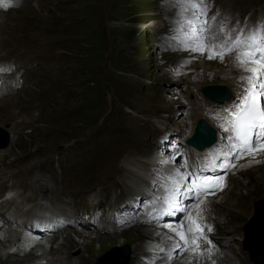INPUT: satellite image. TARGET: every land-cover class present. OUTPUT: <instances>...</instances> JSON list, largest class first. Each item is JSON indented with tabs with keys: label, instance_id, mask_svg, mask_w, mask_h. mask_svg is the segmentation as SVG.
I'll return each mask as SVG.
<instances>
[{
	"label": "rangeland",
	"instance_id": "obj_1",
	"mask_svg": "<svg viewBox=\"0 0 264 264\" xmlns=\"http://www.w3.org/2000/svg\"><path fill=\"white\" fill-rule=\"evenodd\" d=\"M21 1L18 0V2ZM38 2L39 5H34V2L30 1L26 6L7 11L9 16L18 18L24 25H22L24 34L13 41V48H15L13 53L24 50L31 58L36 53L48 56L37 62V66H43L42 70L33 71L34 68H30L24 73L28 79L26 77L21 83V88L16 91L26 94L24 95L26 99L22 103L13 104L11 112H0V124H4L1 127L5 131L12 132L11 134L16 137V145H13L9 153L4 156L3 162L11 161L16 154L25 157L18 163L20 166L17 164L9 169L21 172L25 165L40 159L36 163L38 171L45 169V165L48 164L50 169L45 170L48 169V172H51L59 167L56 165L57 162L67 167L65 158L75 159L76 157L81 168L71 179L75 180L72 184L74 189L77 191L82 188H88L91 191L99 190L106 184L102 183L104 177L101 171L107 169L108 163L117 161V164L121 165L126 159L133 157L131 144H128V141L132 137L131 141L135 142L134 124L144 119L148 120L149 128L154 122L166 119L170 124L169 130L165 129L167 126L156 130L152 137L159 139L152 142L148 149L140 150L134 158L152 161L158 158L155 154L161 156L162 153L164 156L170 154L167 160L172 158L174 147L179 143H177V136L174 138L169 132L178 133L176 126L183 120H186V129L194 128L200 118L199 114L191 113L185 119L183 112L187 107L185 104L187 97L184 96L186 101L181 100V93H183L181 91H186V95H190V99L193 97L192 100H194L196 96H193L194 90L191 91V87L209 83L216 85L221 80L217 76L197 78L189 80L190 84L187 82L189 85L185 86L183 73L196 67L213 71L219 69L224 72L229 71L228 60L225 59V64L221 66L222 63H215L217 60L215 58V60L208 59L206 55L200 56L198 53L188 51H173L166 46L164 37L171 35L170 29L174 27L173 22L177 11L170 6L172 0H168L167 4L165 0H38ZM222 2H225L228 8L232 6L237 8L242 16L254 17L258 14V10L264 8V0H207L210 8L209 17L220 13ZM0 12L3 13V11ZM153 24L156 25L155 29H151L154 27ZM162 25L164 29H157ZM38 45L40 47H35ZM178 73L179 76H176ZM190 73L191 70L188 71V74ZM27 86L30 88L25 89ZM177 102L184 106L177 107ZM171 109L178 113L172 116ZM25 111H30L36 118V122L23 124L29 129V133L17 137L19 133L14 135L12 125L15 122H17L16 125L22 123ZM183 130L185 131V128ZM140 131L147 133L145 128H141ZM4 133L0 129V140L4 137ZM135 135L140 139L146 137L137 131ZM170 138L177 141L174 140L168 145L167 141ZM172 144H174L173 147L170 146ZM159 146L162 150H158ZM39 147L42 148L44 155L33 154V150ZM170 164L173 166V163ZM5 166L2 172L0 171L1 174H7L8 169ZM99 168L104 170H98ZM247 181L244 180L245 183ZM235 186L236 184L224 199L225 205L242 207L241 201L236 199L244 198L250 201L247 206L249 212L244 220L236 225L239 227L238 233L228 236L238 245L253 215L254 203L264 200V194L254 193L257 188V183L255 184L254 181L250 186L242 184L240 191L235 190ZM58 187L61 188V184H58ZM229 188L231 187L228 184L226 189ZM245 189L250 191H244ZM103 190L105 191L106 188ZM58 191L59 189L53 194L49 193L48 196L54 198ZM124 191L135 193L129 190ZM140 220L143 219L137 217L132 220L131 226L126 225L124 232L122 231L125 237L131 238L130 235L140 229L138 228L142 224L139 223ZM146 228L152 227L146 226ZM139 233L141 236L149 235L144 231ZM88 234H90V244H85L87 251L80 250L86 258L79 264H129L132 256L131 243L110 244L99 253L98 238L95 239L93 234ZM71 236L76 240V245L78 241L81 245L80 234L72 230ZM121 236L122 234L115 238L122 242L124 237ZM150 237L148 238L151 242L158 240L155 235L150 234ZM142 239L138 241L139 244H151H145ZM114 248L120 249L122 256L116 258L117 260L113 263H99V259ZM124 248L129 250L128 261L123 258ZM78 250L79 248L76 249ZM251 252L257 256L260 263L264 264L262 253H257L256 250ZM54 257L57 258V255L52 256ZM0 262L10 263L1 259Z\"/></svg>",
	"mask_w": 264,
	"mask_h": 264
},
{
	"label": "bare ground",
	"instance_id": "obj_2",
	"mask_svg": "<svg viewBox=\"0 0 264 264\" xmlns=\"http://www.w3.org/2000/svg\"><path fill=\"white\" fill-rule=\"evenodd\" d=\"M30 1H33L34 5H37V4L39 5L38 0H22L21 2H18V0H11L12 6L9 7L8 9H5L3 8V4L8 3L9 0H0V11H3V13L0 12V67H9L11 69V71H8V72H0V112L1 113L5 111L11 112V106L13 104L22 103L26 99V97H24V95L26 94L23 95L22 91H16L17 89L21 88V83L27 77L26 75H24V73H26L27 70L30 68H34L33 71H37L40 69L42 70L43 66L42 67L37 66L38 65L37 62L40 60L46 59L48 57L46 55H37L36 53V55L32 57L34 59H32L31 57H29L28 53H26L24 50L13 53V51H15V48H13V41H16L17 37L20 36L21 34L22 35L24 34V27H23L24 25L19 22L21 20H19L18 18L14 16L12 17L9 16L7 11L11 9L14 10L16 9V7H21L23 5L26 6V4H28V2ZM225 2L221 3L222 8L220 9L219 18L217 19V22H216L217 25L224 22V19H223L224 17H227L228 20L230 21L229 27H234L237 24H239L240 27H244L245 24L251 27V26L256 25L258 22H264V8L258 10V14H256L254 17H250L246 15L242 16L239 14V11L237 8L233 6L228 8L227 5H225ZM30 4L31 3H29V5ZM232 19L233 21H231ZM153 25L154 27H152L151 29H155L156 25L155 24ZM157 29H164V25L158 26ZM35 47H40V46L38 45ZM196 57H198V55ZM227 57L228 56H226L225 59H227L228 60L227 62L230 63L229 71L227 70L224 72L222 69L213 71L210 69L206 70L204 67H196L194 69H190L191 73L188 74V71L190 70H187V72L183 73V77H182L186 81L185 86H188L190 84L188 81L192 79H197V78L203 79L206 77L217 76V77H220L221 80H220V83H216L215 86L218 89L224 90L225 92L227 93L229 92L230 94L234 95L233 92H235L236 90H239L240 77L243 75H247V74L238 70L235 67L234 62H232L234 61L233 58L231 57L227 58ZM13 60L22 61L23 66L22 67L13 66L11 64ZM225 62L226 61L221 62L219 59H217L215 63L217 64L222 63L221 64L222 66L225 64ZM193 72H196V74ZM176 76H179V73L176 74ZM175 87L177 88V86ZM29 88L30 87L27 86L25 89H29ZM181 92H183V94H186V91H181ZM200 100L201 99L195 98L192 101L190 106L192 107L195 106L192 113L199 114L198 116L200 118L197 120L196 124L199 122V120H203L206 125L218 131L217 137H216L218 142L213 147L214 150H218L219 148L223 147V140H224L223 138L225 137V133H223V131L221 130L222 128L219 126L220 122L216 118L218 116L214 115L212 111L208 109L209 105L202 104ZM224 100L226 99L224 98V99L218 100L217 102H223ZM178 105L184 106L180 102H177V107ZM187 110L188 108H186V111ZM170 111L172 112L171 114L172 116L178 113L176 111H173L172 109ZM189 114L191 113L188 112L186 114L185 111L183 112V116L187 117ZM143 121H139V122L136 121L134 124L133 139L135 142L131 141L132 137L130 139L128 138L129 139L128 144H131L130 148H132L131 154H133L132 155L133 157L126 159L124 163L121 165L117 164V161H113L111 159L113 162L108 163L109 165L106 170L102 168L98 169V170H104L103 172L101 171V175L104 177L102 179L103 181L102 183H106L104 184L103 188H99L100 186L98 187L99 191L100 192L102 191L101 193H107L108 191L109 193L112 192L116 194L118 190L119 191L129 190L131 192L140 193L136 197H132V198L126 197L125 194H122V193H120L119 195H115L116 200L124 199L126 202V204L124 206L122 205L121 207H123L125 210L128 211L127 220H130V218H132L135 215V212H139L141 208H143V210L146 212L147 205L143 203V201L150 199L148 198V192H149L148 189L150 185L153 183V181L156 179V177L158 175L163 176L165 173L170 172L174 167H178L177 164L172 167H170L171 164H168V166L162 165L161 161L167 160L168 159L167 156L170 154H167L165 156H164V153H162L161 156L159 154H155L157 155L158 158L152 161H149L147 159L137 160L136 158H134V156H136V154L140 150L148 149V147L151 146L152 142L157 141V139H159V138L154 139V137H152V134H154L156 130L160 129L162 126H167V128L165 129L169 130L168 125L170 124L168 123L166 119H160V121L154 122V124L151 123L153 124V126L157 127L155 129L153 126L149 128V124L147 122L148 120L144 119ZM16 123L17 122L13 124L14 135H17V132H18V130L15 129V127L17 126ZM2 125L4 124H0V129H2L7 134L8 141L10 143H9V146L4 151H0V162L3 161L1 159L9 153V151L11 150V147L13 145H16V142L13 139L12 134H11L12 132L5 131V129L1 127ZM186 126H187L186 120L185 121L183 120L180 124L176 126L178 129V135L183 136L184 140L191 136V133L194 129L193 127L186 129ZM218 127L220 129H217ZM141 128H145L147 133L145 134L144 132L140 131ZM183 128H185V131L183 130ZM136 131L141 132L146 137L141 138V139L137 138V136L135 135ZM169 134L173 136L177 135L175 131H171L169 132ZM169 143L171 144L172 141H167L168 145ZM224 147L226 148V145H224ZM160 149L162 150V148L159 146L158 150ZM41 150L42 148L40 147L36 148L35 150H33V154L37 156L44 155V152H42ZM142 155L143 154H141V156ZM14 157L15 158L9 162L5 161V163L4 162L1 163L0 171L2 172L3 166L6 165L5 167H7L8 172L6 175H3V176H6V177L9 176L15 180H19L27 184V188L25 189V191H22V190L17 191V197L20 200V203L21 204L24 202L32 203L35 201H37L38 203H41V201H45L46 203L54 204L53 198H52L53 196L52 197L48 196V194L49 193L53 194L57 189H59L57 194H55V195H59L62 188L58 187V184L66 183L63 181V177H61L58 174V170L55 169V171L48 172L49 171L48 169H50V167L47 166L48 165L47 164L45 165V167L48 168L47 170H45L46 168L45 169L42 168L43 170L38 171V168H37L38 165H36V163L40 161L39 158H38L39 160L36 158L38 161H32L28 165H25L24 169L21 168L22 169L21 172L14 171L13 169L10 170L9 168L17 166V164L21 160L25 159L24 155L16 154V156ZM173 157H176V159L178 160L180 158L179 152L177 151L176 153H174ZM139 158H142V157H139ZM233 164L235 165V167H231L227 171L229 173V176L231 177V179H228L227 184H229L231 188L219 193L217 196L201 199L204 201V204L202 207L209 209L211 213H215V214L222 213L223 214L224 212H227V214H229V217L227 218L226 222L222 223L221 225L219 224V232L214 235V238L220 241L223 238L228 239V236H231L233 233L234 234H236V232L238 233L239 227L236 225L241 223L244 220L246 214L249 212V209H248L249 207L247 206L249 205L250 201L244 198L236 199L239 202L241 201V204H243L242 207L238 205L237 206L236 205L235 206L225 205L224 199L229 194L230 190L234 187V185L236 184L235 190L240 191L242 184L243 185L247 184V186H250L252 182L254 181L255 184L257 183V188L254 190L255 191L254 193L257 195L264 194V153H252L251 155L244 156L243 158H240L239 160L234 161ZM61 166H65V165H61ZM218 169H221V168L218 167ZM157 170H160V171L158 172ZM212 176H215V175H210L208 177H212ZM109 179L111 181H109ZM245 179L248 180L246 183L244 182ZM105 188L107 191L103 190ZM109 188L110 190H108ZM79 191L89 192L91 190H89L88 188L87 189L82 188ZM244 191L249 192L250 190L245 189ZM15 207L17 209L16 211H18L19 206H15ZM188 210L192 211L193 208L188 206ZM28 212H29L28 210L25 211L26 214H28ZM145 218L146 217L144 215V219ZM168 218L170 221L174 220L175 218L179 219V214L177 212L173 217H168ZM170 221L167 223L171 224ZM3 223L5 226L2 228L0 226V259L7 260L10 263L0 262V264H45L49 260H52L48 258V257H51L52 255H57V259H56L57 263H61L60 261L61 259L67 258L66 260L68 261V264H72V260L69 254L71 252H75L76 249L78 248L79 250L85 249V251H87L85 244L86 245L90 244V241H89L90 234H87L84 232H80V237H81L80 239H82V241L80 240L82 242L81 245L79 244L80 243L79 241L77 242V245H76V240L71 236L72 231L70 230L56 232L50 237L39 238V240L36 241L33 239L25 238L24 235L21 234L20 232H17L16 229H12L11 225L8 222L4 221ZM160 224H162L161 221H160ZM171 225L175 227L174 223ZM146 226H150L152 228H146ZM138 228L140 229H138L135 234L130 235L131 238L125 237L123 234L124 231L122 233L115 234L114 236L106 235V236L97 237L98 238L97 243L99 245L98 252L100 253V251H102L106 246L110 244L118 243L120 245L121 244L123 245V244L131 243L132 245L131 255L132 256L130 257L129 264H143V263L144 264H171L172 262L174 264H228L229 259L227 258H222V259L220 258L218 261L210 260L211 262H206V263L201 262V260H198V262H196L195 260L194 261L190 260L191 259L190 256L185 255L183 248H180L178 251H173V249L177 245V244L174 245V243L175 241L178 240V236H176L175 232H171L167 228H164L160 225L144 223L143 225H139ZM139 231H144V233L148 232L149 235L141 236ZM121 234H122L121 237H124L122 242H120L118 238H115V236H119ZM150 234L152 236L155 235L158 240L155 242H151L150 239L148 238L150 237ZM99 238L101 239L99 240ZM142 238H145V239H142ZM140 239H142L145 244L146 243H151V244L149 245L139 244L140 242L138 241ZM134 240L135 242H131ZM18 242H29V249L26 252L19 251ZM84 258L86 257L84 255H81L78 259H75V261L79 260L80 262H82ZM126 259L128 261V257H126ZM179 259H182V260L179 261ZM16 261L19 263H14Z\"/></svg>",
	"mask_w": 264,
	"mask_h": 264
},
{
	"label": "snow or ice",
	"instance_id": "obj_3",
	"mask_svg": "<svg viewBox=\"0 0 264 264\" xmlns=\"http://www.w3.org/2000/svg\"><path fill=\"white\" fill-rule=\"evenodd\" d=\"M166 4L168 0H165ZM12 6L11 0L3 4V8ZM176 8L174 27L171 35L164 37L167 47L173 51H188L206 55L208 59L224 61L231 56L235 67L246 73L240 77L239 90L234 103L222 111L223 116L216 117L223 132L227 134L226 148L221 150L216 167H235L233 158L240 159L251 153H264V22H258L249 27L237 24L229 27L230 21L224 17V22L217 25L219 13L209 17L207 0H172L170 5ZM11 71L9 67H0V72ZM214 114L216 109L211 110ZM162 165L179 164L176 157L162 160ZM207 166L201 164L193 170L184 167H174L163 176L158 175L148 191L150 199L143 201L147 205L145 219L139 222L160 225L166 217H173L177 212L187 219V227L177 222L173 225L165 222L162 227L175 232L179 241L173 251L190 245L193 252L200 249L201 241L205 239V226L200 223V211L204 201L201 196L213 194L211 188L214 181L222 177L202 175ZM158 172L160 170H157ZM159 190V195L156 194ZM191 201L193 212L187 205L181 203V195ZM132 220L124 221L131 226ZM207 231H211L210 228ZM211 245V241H208ZM185 250H187L185 248ZM202 254V253H201ZM211 254V253H209Z\"/></svg>",
	"mask_w": 264,
	"mask_h": 264
},
{
	"label": "water",
	"instance_id": "obj_4",
	"mask_svg": "<svg viewBox=\"0 0 264 264\" xmlns=\"http://www.w3.org/2000/svg\"><path fill=\"white\" fill-rule=\"evenodd\" d=\"M204 95L217 102L222 98H226L225 96L221 98H217L212 96L207 90H204ZM205 129V128H204ZM203 130V127L198 129L196 136L189 141V144L194 145L197 148H202L214 140V135H211L209 140L201 141L199 140V133ZM8 145V140L6 137H3L0 140V150L5 149ZM245 239L244 244L245 248L250 252V256L255 264H262L257 260V256L253 255L251 251L256 250L257 253H262L264 256V200H259L254 203V212L252 217L250 218L248 225L245 227ZM123 258L128 257L129 250L128 248H124ZM120 249L114 248L113 250L105 253L102 258L99 259V263H113L115 262L120 255ZM119 253V255H117Z\"/></svg>",
	"mask_w": 264,
	"mask_h": 264
},
{
	"label": "trees",
	"instance_id": "obj_5",
	"mask_svg": "<svg viewBox=\"0 0 264 264\" xmlns=\"http://www.w3.org/2000/svg\"><path fill=\"white\" fill-rule=\"evenodd\" d=\"M96 40V39H95ZM95 40H92L93 42H95ZM93 86V85H92Z\"/></svg>",
	"mask_w": 264,
	"mask_h": 264
}]
</instances>
